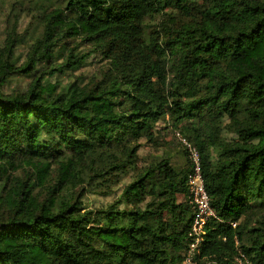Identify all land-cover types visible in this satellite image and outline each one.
<instances>
[{
    "label": "trees",
    "instance_id": "16d2710c",
    "mask_svg": "<svg viewBox=\"0 0 264 264\" xmlns=\"http://www.w3.org/2000/svg\"><path fill=\"white\" fill-rule=\"evenodd\" d=\"M24 1L51 13L23 65L14 38L0 50V264H185L193 163L177 134L216 214L195 264H264V0ZM76 39L107 62L89 83ZM15 75L34 80L4 92ZM171 108L186 164L142 165ZM93 192L117 197L89 210Z\"/></svg>",
    "mask_w": 264,
    "mask_h": 264
},
{
    "label": "rangeland",
    "instance_id": "374dc122",
    "mask_svg": "<svg viewBox=\"0 0 264 264\" xmlns=\"http://www.w3.org/2000/svg\"><path fill=\"white\" fill-rule=\"evenodd\" d=\"M33 7L34 2L30 1L0 0V50L4 49L7 45L8 37L14 38L16 40L14 59L18 66L23 65L28 60L30 49L36 42V38L42 36L47 23L46 17L51 13V11L42 13ZM65 43L69 44V48L75 49L74 54H77L79 57L86 56L81 68L74 72V77L81 76L85 78V83H89L94 76L99 75L103 67L107 66V62L102 59L101 55L99 53H93L94 49L88 43L81 41V39H76L74 42L66 41L64 42V45H66ZM64 45H60L55 50V53L59 57L63 56ZM60 63H62V60L58 61L57 64ZM45 68L49 69L50 63H40L37 67L36 75ZM68 73V75L73 74L72 71ZM69 77L49 75L45 77L44 84L59 85L63 87L69 83ZM33 80L34 75H15L8 80L3 90L6 93L27 91ZM178 115L179 111L175 108H171L166 119L158 124L160 125V132L157 144L161 145L154 149L144 146L140 150V161L142 162V165H145L147 162H152L150 161L152 158L156 160V158L163 157L164 153L171 157L172 165L174 167H179L185 162V157L181 154L182 147L179 144L178 139L175 137L176 129L173 126L177 125L174 117ZM125 183H129V179H127V182ZM116 197V195L106 197L102 194H96V192H93L85 193V196L82 198L87 209L96 210L101 207H106L112 203ZM180 199L182 200L184 197L180 196ZM199 264L213 263L208 260H203Z\"/></svg>",
    "mask_w": 264,
    "mask_h": 264
},
{
    "label": "built area",
    "instance_id": "2783aa9c",
    "mask_svg": "<svg viewBox=\"0 0 264 264\" xmlns=\"http://www.w3.org/2000/svg\"><path fill=\"white\" fill-rule=\"evenodd\" d=\"M177 136L179 141L188 148L193 163L192 171L188 176V188L194 214L189 233L191 242L185 256V264H195V257L199 254L201 242L206 235V227L216 214L205 187L200 153L183 136L180 134ZM233 226L236 225L233 224Z\"/></svg>",
    "mask_w": 264,
    "mask_h": 264
},
{
    "label": "crops",
    "instance_id": "0c3cea01",
    "mask_svg": "<svg viewBox=\"0 0 264 264\" xmlns=\"http://www.w3.org/2000/svg\"><path fill=\"white\" fill-rule=\"evenodd\" d=\"M181 154H182V156H184L183 153H181ZM184 157H185V156H184ZM185 164H186V158H185V162H184L181 166H179V167H177V168L180 169V168L183 167Z\"/></svg>",
    "mask_w": 264,
    "mask_h": 264
}]
</instances>
